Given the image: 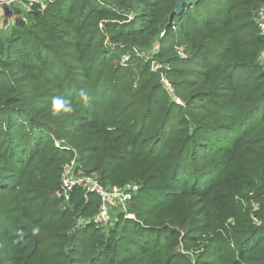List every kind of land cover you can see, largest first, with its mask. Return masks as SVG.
I'll list each match as a JSON object with an SVG mask.
<instances>
[{"label": "trees", "instance_id": "1", "mask_svg": "<svg viewBox=\"0 0 264 264\" xmlns=\"http://www.w3.org/2000/svg\"><path fill=\"white\" fill-rule=\"evenodd\" d=\"M178 1L16 10L0 37V264H264V2ZM73 159L105 188L139 185L105 229L96 195L57 196Z\"/></svg>", "mask_w": 264, "mask_h": 264}, {"label": "built area", "instance_id": "2", "mask_svg": "<svg viewBox=\"0 0 264 264\" xmlns=\"http://www.w3.org/2000/svg\"><path fill=\"white\" fill-rule=\"evenodd\" d=\"M54 0H0V9L6 14V19L2 24V30L8 31L17 19L16 10H32L34 8L44 9ZM264 2V0H262ZM257 25L259 31L264 35V5L258 11ZM157 50V46L155 47ZM264 61V60H263ZM262 61L263 65L264 62ZM157 69L159 67H156ZM75 189L83 190L86 195L94 194L100 199V207L92 221L101 229L110 225V210L114 212H125L128 201L139 191V185L127 184L123 187H103L94 175L83 174L77 169L76 160L65 164L61 173V186L57 191V196L64 202H68L71 193ZM126 218L131 217L125 215Z\"/></svg>", "mask_w": 264, "mask_h": 264}, {"label": "clouds", "instance_id": "3", "mask_svg": "<svg viewBox=\"0 0 264 264\" xmlns=\"http://www.w3.org/2000/svg\"><path fill=\"white\" fill-rule=\"evenodd\" d=\"M81 95L85 96L86 98V94L83 92V90L81 91ZM52 106L54 108L55 114L70 113L72 111L71 106L62 96L54 97L52 99ZM34 231H38V229H34Z\"/></svg>", "mask_w": 264, "mask_h": 264}, {"label": "rangeland", "instance_id": "4", "mask_svg": "<svg viewBox=\"0 0 264 264\" xmlns=\"http://www.w3.org/2000/svg\"><path fill=\"white\" fill-rule=\"evenodd\" d=\"M5 19H6V14H5V13H2V11L0 10V25H1V26H2V23L5 21ZM1 26H0V37H1L2 35H4V33L7 34V31H3V30H1V29H2ZM8 30H9V29H8ZM263 62H264V61H263ZM115 210H116L115 208H113L112 210H110L109 215H110L111 220H112L113 217L115 218V215L118 213V212H114Z\"/></svg>", "mask_w": 264, "mask_h": 264}, {"label": "water", "instance_id": "5", "mask_svg": "<svg viewBox=\"0 0 264 264\" xmlns=\"http://www.w3.org/2000/svg\"><path fill=\"white\" fill-rule=\"evenodd\" d=\"M199 0H193V1H188V0H180V1H178L177 2V4H176V13L178 14V13H180L181 12V10H182V8H183V6L185 5V4H192V3H196V2H198Z\"/></svg>", "mask_w": 264, "mask_h": 264}, {"label": "crops", "instance_id": "6", "mask_svg": "<svg viewBox=\"0 0 264 264\" xmlns=\"http://www.w3.org/2000/svg\"><path fill=\"white\" fill-rule=\"evenodd\" d=\"M1 10V9H0ZM2 11V10H1ZM2 13H4L3 11H2ZM3 24V23H2ZM1 26V25H0ZM1 28H2V26H1ZM2 30V29H1Z\"/></svg>", "mask_w": 264, "mask_h": 264}]
</instances>
